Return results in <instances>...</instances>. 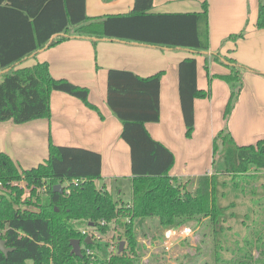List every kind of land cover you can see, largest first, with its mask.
Returning <instances> with one entry per match:
<instances>
[{
	"label": "trees",
	"instance_id": "obj_1",
	"mask_svg": "<svg viewBox=\"0 0 264 264\" xmlns=\"http://www.w3.org/2000/svg\"><path fill=\"white\" fill-rule=\"evenodd\" d=\"M86 2L0 0V71H4L0 75V122L13 120L18 124L51 118L53 91L78 97L100 113L90 101L87 86L54 77L47 62L18 66L25 58L71 37L84 36L94 44L107 38L161 47H185L199 53L210 48L207 1L203 2L200 12L156 13L152 11L153 0H135L129 12L99 17L88 15ZM259 8L256 25L264 29L262 2ZM206 69H209L208 61ZM245 71V67L235 63L231 65L230 74L222 75L231 93L225 107L226 120L244 86ZM163 74L157 72L142 77L126 69L108 71L107 102L122 121L121 136L131 148L133 199L130 202H120L105 187H98L103 165L98 151L59 145L50 139L48 158L29 169L21 168L8 153L0 152V235L12 248L8 255L0 250V264H141V225L148 226V222L152 225L155 221L162 228L182 229L189 221L201 223L203 219L216 225L224 213L218 203L217 175H232L234 186L244 190L239 178L249 177L251 169L264 171V140L240 145L225 127L213 140L211 174L199 176L195 186L188 189L190 180L184 183L170 176L175 165L174 153L146 128L147 122L160 120ZM179 77L186 135L192 137L195 100L210 93L198 86L195 57L182 60ZM218 156L225 162L224 169L217 170ZM59 183L63 192L54 189ZM45 185L47 189L42 190ZM26 190H29L28 196H24ZM261 203L260 199L255 200V204ZM24 204L35 208H27ZM88 226L104 236L119 228L122 230L119 242L125 241L124 250L104 260L86 255L84 249L82 256L72 253V239L83 242L86 236L82 229ZM258 234L257 240L246 238L244 243L264 242L260 231ZM88 246L100 249L101 244L95 242ZM261 254L264 255V250ZM246 257L252 258L250 254ZM217 260L223 262L224 258L220 256ZM255 261L264 264V259ZM240 263L252 264L250 261Z\"/></svg>",
	"mask_w": 264,
	"mask_h": 264
},
{
	"label": "crops",
	"instance_id": "obj_2",
	"mask_svg": "<svg viewBox=\"0 0 264 264\" xmlns=\"http://www.w3.org/2000/svg\"><path fill=\"white\" fill-rule=\"evenodd\" d=\"M134 1L87 0L86 12L92 17L126 13L132 9ZM204 1L209 9L210 48L206 52L107 38L94 44L92 39L83 36L71 37L19 62L21 67L47 62L54 77L87 86L90 101L100 113L78 97L53 91L51 118L18 124L13 120L0 122V152L8 153L18 166L29 169L48 158L50 139L59 145L89 148L102 155V177L97 181L98 187H105L121 198L126 181L132 191L131 148L121 136L122 121L107 102L108 71L117 68L142 77L164 72L160 120L147 122L146 128L173 151L175 165L170 176L184 183L190 180L188 184L192 187L199 176L213 172V140L220 130L228 127L235 143L240 145L264 140V29L256 25L263 0H153L152 11L200 12ZM244 32L243 36H238ZM189 56L197 60L199 88L210 93L195 100L192 137L186 135L179 94V64ZM235 63L246 69L244 86L226 120L225 107L231 93L222 75L230 74L231 65ZM3 72L0 71V75ZM132 199L133 196L128 201ZM167 232L175 233L176 230Z\"/></svg>",
	"mask_w": 264,
	"mask_h": 264
},
{
	"label": "rangeland",
	"instance_id": "obj_3",
	"mask_svg": "<svg viewBox=\"0 0 264 264\" xmlns=\"http://www.w3.org/2000/svg\"><path fill=\"white\" fill-rule=\"evenodd\" d=\"M217 160V170L224 169V160L220 156ZM248 176L239 178V183L244 186L242 190L234 186L232 175L228 173L217 175L218 203L221 208H224V213L216 225L207 219H203L201 223L193 220L181 227L187 229L180 233L182 229L162 228L157 226L155 221L152 225L149 222L146 224L148 226L141 225L139 227V241L142 246L140 263L243 264L240 261H250L256 264L255 259H264V255L261 254L264 250V242L256 241L251 244L252 246L244 243L246 238L257 240L260 236L259 231L261 237L264 236V173L251 169ZM124 185L121 198L115 196L120 202L127 203L132 197V191L130 183L125 181ZM188 188L192 186L188 184ZM28 192L29 190H26L24 196H28ZM257 199H260L262 203L255 204ZM24 206L35 208L33 205L24 204ZM169 229L176 232L168 233ZM121 233L122 230L117 228L115 234L112 232L110 235H105L100 243V249L95 248V256L103 260L110 256L113 252L104 243L113 239L117 242ZM249 254L252 258L246 257ZM220 256L224 258L223 262L217 260Z\"/></svg>",
	"mask_w": 264,
	"mask_h": 264
},
{
	"label": "built area",
	"instance_id": "obj_4",
	"mask_svg": "<svg viewBox=\"0 0 264 264\" xmlns=\"http://www.w3.org/2000/svg\"><path fill=\"white\" fill-rule=\"evenodd\" d=\"M47 189V186L45 185L44 187H42V190H46ZM69 191V190H68ZM105 223H106V221H103L102 222V224L103 225H105ZM114 226H115V224H114ZM86 229H82V231H83V234L86 236V237H88V236H90L91 237V239L93 240V243H95V242H99V243H102V241H103V238L105 237L102 233H100L99 231H96V230H94L92 227H90V226H88V227H85ZM88 229V230H87ZM116 233V230L114 231V234ZM85 237V238H86ZM113 237V236H112ZM114 240V239H113ZM113 240H111L110 242L109 241H106L105 243H104V245L105 246H108V247H110V249H111V251L113 252V253H116V252H120V247H119V244H120V242H119V240L117 241V242H115V241H113ZM82 248L85 250V252H86V255H88V256H95V254H96V251H95V248H93V247H90V246H88L87 244H85L84 243V241L82 242ZM113 253H111V255L113 254ZM110 255V256H111ZM110 256H108V257H110Z\"/></svg>",
	"mask_w": 264,
	"mask_h": 264
},
{
	"label": "water",
	"instance_id": "obj_5",
	"mask_svg": "<svg viewBox=\"0 0 264 264\" xmlns=\"http://www.w3.org/2000/svg\"><path fill=\"white\" fill-rule=\"evenodd\" d=\"M263 4H264V0H263ZM54 189L56 191L63 192V186L60 183L56 184L54 186ZM84 243L89 245V244L93 243V240L91 239L90 236H88V237L85 238ZM124 245H125V241L122 240V242L119 245L120 253L124 250ZM71 246L73 248L72 249V253L76 254L77 256H82L83 255L82 242H81L80 239H77V238L72 239ZM0 250L6 255H8L10 251H12V248H10V247H8L6 245V240L3 239L1 235H0Z\"/></svg>",
	"mask_w": 264,
	"mask_h": 264
}]
</instances>
